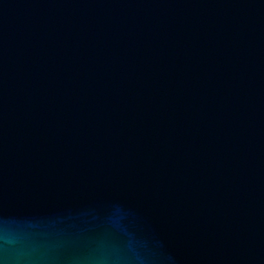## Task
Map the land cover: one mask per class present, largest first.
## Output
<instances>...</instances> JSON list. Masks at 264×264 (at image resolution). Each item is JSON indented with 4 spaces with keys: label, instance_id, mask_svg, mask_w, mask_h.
Returning <instances> with one entry per match:
<instances>
[{
    "label": "water",
    "instance_id": "water-1",
    "mask_svg": "<svg viewBox=\"0 0 264 264\" xmlns=\"http://www.w3.org/2000/svg\"><path fill=\"white\" fill-rule=\"evenodd\" d=\"M0 264H264V0H0Z\"/></svg>",
    "mask_w": 264,
    "mask_h": 264
}]
</instances>
